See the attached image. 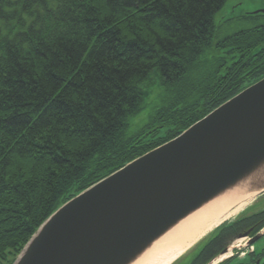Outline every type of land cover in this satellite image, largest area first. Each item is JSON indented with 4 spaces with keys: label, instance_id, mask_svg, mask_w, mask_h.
I'll return each instance as SVG.
<instances>
[{
    "label": "trees",
    "instance_id": "trees-1",
    "mask_svg": "<svg viewBox=\"0 0 264 264\" xmlns=\"http://www.w3.org/2000/svg\"><path fill=\"white\" fill-rule=\"evenodd\" d=\"M227 1L0 0V261L69 199L264 77V22L221 34ZM260 219L256 231L264 210H246L218 227L188 264Z\"/></svg>",
    "mask_w": 264,
    "mask_h": 264
},
{
    "label": "water",
    "instance_id": "water-1",
    "mask_svg": "<svg viewBox=\"0 0 264 264\" xmlns=\"http://www.w3.org/2000/svg\"><path fill=\"white\" fill-rule=\"evenodd\" d=\"M239 189L264 191V77L62 204L13 264H134L183 220Z\"/></svg>",
    "mask_w": 264,
    "mask_h": 264
},
{
    "label": "bare ground",
    "instance_id": "bare-ground-1",
    "mask_svg": "<svg viewBox=\"0 0 264 264\" xmlns=\"http://www.w3.org/2000/svg\"><path fill=\"white\" fill-rule=\"evenodd\" d=\"M258 193L243 194L239 189L212 201L168 232L134 264H173L215 228L237 217Z\"/></svg>",
    "mask_w": 264,
    "mask_h": 264
},
{
    "label": "rangeland",
    "instance_id": "rangeland-1",
    "mask_svg": "<svg viewBox=\"0 0 264 264\" xmlns=\"http://www.w3.org/2000/svg\"><path fill=\"white\" fill-rule=\"evenodd\" d=\"M264 9V0H228L223 9L217 14L216 16V23L222 25V33L223 35L231 34L236 31H239L241 29H246L250 27H254L257 24L264 22V16L259 17L258 19H241L240 17L243 16L246 13H252L258 10ZM231 20V21H230ZM230 21V22H228ZM148 110H145L142 112L138 117H136L132 123L133 127H141L144 122L148 119ZM245 210H249V212L253 213L255 211L264 210V191L257 194L255 199L251 202V204L245 208ZM244 210V211H245ZM244 211H242L239 215H237L238 218ZM246 212V211H245ZM234 218V219H235ZM231 219V220H234ZM226 223V222H225ZM223 223V224H225ZM222 225V224H221ZM220 225V226H221ZM211 232L207 235L210 236ZM247 239H242L240 241H237L236 245L239 244V246L243 247V245L246 243ZM257 246V249L261 252L264 250V237L261 238L259 241L255 243ZM194 247L188 251L185 255H183L180 259L178 264H188L191 260V253L193 251ZM243 249L239 252L241 253ZM264 261V259H263ZM235 259L231 260L227 264H235ZM0 264H7L6 261H0Z\"/></svg>",
    "mask_w": 264,
    "mask_h": 264
},
{
    "label": "flooded vegetation",
    "instance_id": "flooded-vegetation-1",
    "mask_svg": "<svg viewBox=\"0 0 264 264\" xmlns=\"http://www.w3.org/2000/svg\"><path fill=\"white\" fill-rule=\"evenodd\" d=\"M255 212H257V211H255ZM247 213L252 214L251 212H249V210H247ZM243 214H241L239 216V218ZM262 221H263V219L254 221L253 225H251L249 228H247L245 230H241L240 232H237V234L233 237L227 238L223 243V248L221 250H219L216 255L212 256L208 260L207 264H213L216 260L219 259V257H221L222 255H224L226 253H228L227 258H225L223 260H219V261L215 262L214 264H227L231 260H234V259L236 262L235 264H264V261H263L264 250H263V252L259 251L257 249V246L255 245V243L257 241H259L261 238L264 237V226L261 227L260 230L256 231V228L258 227V225ZM237 226H241V225H237ZM250 230H251V233L249 236L241 237L242 234H244L245 232L250 231ZM259 232H262L263 235L258 240H256L253 244H249V240L254 238L256 236V234H258ZM242 239H247L246 243L243 245V247L239 246V244L236 245L237 241H240ZM242 249H243V251L241 253H239Z\"/></svg>",
    "mask_w": 264,
    "mask_h": 264
},
{
    "label": "crops",
    "instance_id": "crops-1",
    "mask_svg": "<svg viewBox=\"0 0 264 264\" xmlns=\"http://www.w3.org/2000/svg\"><path fill=\"white\" fill-rule=\"evenodd\" d=\"M179 261H181V260H179ZM179 261H177L175 264H178V263H179Z\"/></svg>",
    "mask_w": 264,
    "mask_h": 264
}]
</instances>
